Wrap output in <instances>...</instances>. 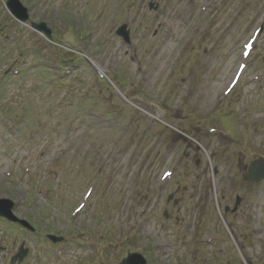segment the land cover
Instances as JSON below:
<instances>
[{
  "label": "rangeland",
  "instance_id": "obj_1",
  "mask_svg": "<svg viewBox=\"0 0 264 264\" xmlns=\"http://www.w3.org/2000/svg\"><path fill=\"white\" fill-rule=\"evenodd\" d=\"M5 1L0 264H264V0Z\"/></svg>",
  "mask_w": 264,
  "mask_h": 264
},
{
  "label": "water",
  "instance_id": "obj_2",
  "mask_svg": "<svg viewBox=\"0 0 264 264\" xmlns=\"http://www.w3.org/2000/svg\"><path fill=\"white\" fill-rule=\"evenodd\" d=\"M6 7L12 16L19 20L20 22H25L27 20V11L18 0H8L6 2ZM149 8L156 9L152 4H149ZM31 27L37 31L43 32L47 39H50V30L46 28L44 23L34 24L31 23ZM116 35L123 37L125 42H129L128 32L126 31V26L120 27L116 31ZM248 177L255 182H259L264 179V161L262 159H258L257 161H253L248 166ZM13 204L8 200H0V217L6 218L9 221L18 222L22 226L30 229V227L24 221H18V219L12 214ZM55 241V240H54ZM26 250L22 248L19 249V252L16 256L11 259V263H14L15 259L18 258L19 261L26 255ZM120 264H145V260L140 254H129L125 259L121 261Z\"/></svg>",
  "mask_w": 264,
  "mask_h": 264
},
{
  "label": "flooded vegetation",
  "instance_id": "obj_3",
  "mask_svg": "<svg viewBox=\"0 0 264 264\" xmlns=\"http://www.w3.org/2000/svg\"><path fill=\"white\" fill-rule=\"evenodd\" d=\"M235 211H236V208H235V210L233 212H235Z\"/></svg>",
  "mask_w": 264,
  "mask_h": 264
},
{
  "label": "bare ground",
  "instance_id": "obj_4",
  "mask_svg": "<svg viewBox=\"0 0 264 264\" xmlns=\"http://www.w3.org/2000/svg\"><path fill=\"white\" fill-rule=\"evenodd\" d=\"M236 70H237V69H236ZM236 70H235V71H236Z\"/></svg>",
  "mask_w": 264,
  "mask_h": 264
}]
</instances>
